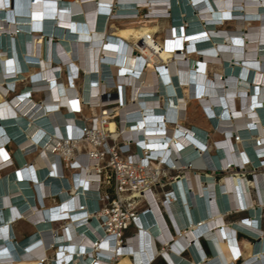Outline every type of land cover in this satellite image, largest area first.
Returning <instances> with one entry per match:
<instances>
[{
    "label": "bare ground",
    "instance_id": "1",
    "mask_svg": "<svg viewBox=\"0 0 264 264\" xmlns=\"http://www.w3.org/2000/svg\"><path fill=\"white\" fill-rule=\"evenodd\" d=\"M141 11L148 19L135 18ZM136 57L146 68L138 82ZM78 71L84 76L77 86ZM111 76L131 87L128 99L141 96L121 110L125 138L162 160L169 151L174 168L184 167L183 159L191 163L175 186V202H162L178 235L172 251L186 249L191 264H233L239 253L233 235L258 239L264 208V0H0V170L12 169L0 177V264H151L158 256L190 264L154 246L155 239L166 246L169 237L153 202L124 246L113 244L92 214L95 168L82 159V174L62 172L53 154L59 125H71L67 132L76 137L73 110L81 98L114 88ZM155 90L153 99L143 96ZM32 91L43 95L35 107ZM118 93L123 98L122 88ZM192 106L205 114H190L204 131L179 122ZM115 129L107 125L112 139ZM194 133L211 135V145L203 147ZM229 171L240 174L216 177ZM247 171L255 172L251 184L242 178ZM228 210L251 219L226 225ZM19 222L33 231L17 240ZM263 238L255 247L241 239L245 256L260 254L258 264H264Z\"/></svg>",
    "mask_w": 264,
    "mask_h": 264
},
{
    "label": "built area",
    "instance_id": "2",
    "mask_svg": "<svg viewBox=\"0 0 264 264\" xmlns=\"http://www.w3.org/2000/svg\"><path fill=\"white\" fill-rule=\"evenodd\" d=\"M140 15L143 19H148L146 11H141L140 14L137 13L135 18ZM131 52L132 55L139 54L135 49ZM140 59L141 57H136L137 62H135L138 65L141 64L142 71L139 72V75L146 69L145 64L139 61ZM79 73L84 76L82 71L76 72V77L73 78L74 83L78 81ZM110 78L115 81L116 86L114 88L106 89L107 93L105 94L102 93L99 95L98 93L96 96H90L91 94H89L87 95L86 102L81 98L79 100L80 104L77 105L78 109L73 110L71 120L76 118L78 120H76L75 125H77V122L79 123L78 126H76L78 130L76 137L70 136L69 132H67L71 125L65 126L63 124L66 123L63 122V124L61 123L62 125H59L58 128L62 137L58 138V144L55 146L53 154L58 157L60 170L62 172L70 171L73 173L75 172L74 174H82L84 168L81 164L82 159H86L92 164V167L95 168L97 182L92 180L91 183H96L98 186L96 189V201H94L96 203V210L92 214L97 216L96 221L98 225H100L103 232L112 239L111 242H113V244H119L120 247L124 244L126 241L124 240L125 232L130 228H135L136 222L142 216V212L146 210V208L151 210V202H153L158 206V210L161 211L166 230L165 237H169L166 246L160 243L158 239H155L154 246L157 250H165L172 258L174 256L180 259H183V256L189 257V252L186 249L177 253L172 251L173 240L177 238L178 235L172 227L169 217L163 210L162 202L167 204H170L171 201L172 203L175 202V186L182 184V173L190 170L191 163H187V161L183 159L185 166L174 168L168 165L171 157L169 151H166L165 158L162 160L163 158H161L159 154H154L150 148L146 146L143 148L131 138H125L122 131L125 130L126 123L121 119V110L126 104H134L136 99L141 98V96L137 93V95L135 94V96H137L136 99L135 97L134 99L133 97L128 99L126 93L132 90L130 89L131 87L117 82L116 76H111ZM140 78L141 75L135 78L134 81L138 82ZM58 80L59 79L54 75V81ZM99 83H103V81L101 80ZM138 87L139 86L135 88ZM119 88H122L124 91L123 98L119 96ZM136 91L138 90L136 89ZM32 93L36 94L34 91H32ZM32 93L28 95L32 96ZM156 94L157 91L155 90L152 94L148 93L143 96L151 100L153 99L151 95L155 96ZM159 99H161V97H159ZM76 100H78L77 96L75 94L71 95V102H76ZM35 106L37 105H34V107ZM34 107H31L30 110H33ZM83 111L88 112L89 116H83ZM179 122L182 124L183 120ZM109 123H113L116 126L115 139L111 138L107 130V125ZM190 130L193 131L194 128ZM193 137L199 144H202L203 147L208 148L209 143L206 134L200 135L199 133H194ZM143 141L144 140H141L139 142L144 143ZM39 148L40 150L42 149L40 146ZM68 150L71 151V156H68L66 159L64 153ZM152 153L155 157H153ZM191 171L198 172V170ZM221 173L222 172H219L218 174ZM65 174L62 173V176L66 177ZM172 174L174 176H172ZM192 181H194V178H192ZM69 192L70 191H67L66 193ZM83 208H86L84 204ZM228 213H230L229 210ZM242 214L246 215V220L244 221L251 219L249 213L244 212ZM233 215L236 214L231 212L228 217ZM259 220H261L262 224L259 226L258 231L260 232V237L258 239H262L264 234V208L260 211ZM182 224L183 227L179 232L185 228L183 220ZM233 224L235 223H231L230 225L233 227ZM233 237L234 241L237 238L246 240L252 247L260 243V240L254 239L241 232L235 233ZM178 241L182 242L184 238H180ZM232 248L241 253V255H238L239 253L237 254L236 260L234 261L235 263L233 262V264H245L248 261H254L255 264H258L257 257H259L260 254L253 257L249 255L245 256L242 254V250L236 247L235 244H232ZM157 259H161L164 264H167L161 256L156 257L152 263Z\"/></svg>",
    "mask_w": 264,
    "mask_h": 264
},
{
    "label": "rangeland",
    "instance_id": "3",
    "mask_svg": "<svg viewBox=\"0 0 264 264\" xmlns=\"http://www.w3.org/2000/svg\"><path fill=\"white\" fill-rule=\"evenodd\" d=\"M107 22H108V20L106 21V24H105V27H104V31L106 30ZM226 29L227 30H231L232 27L229 26V27H226ZM157 37H158L157 35H154V38L155 39H157ZM66 73H65V71H62V73L60 75V78L63 81L64 85L66 87H68L69 86V82H68V75L66 76ZM82 80H83V76L81 75V73H79V79H78L77 82H75V84L78 86L79 83H81ZM79 92H80V89H79ZM38 94L39 93L33 94L32 99H31V100H33L35 102L36 105L39 104L42 101V97H43V95L40 96ZM195 110H196V108H194L193 106L192 107H188V114L186 116H184V120H183V123L181 125L184 126L187 129L196 128L198 130L204 131L205 128H206V125L205 124H203L201 126L195 124V127H194V123L191 122V119H190V116L191 115L190 114L193 113V112H195ZM196 111L199 112L198 110H196ZM200 113L202 114V115H200L201 118H204L205 114L203 112H199V114ZM87 115H89L88 112L83 111V116H87ZM202 122L205 123V121H202ZM207 132H209V131H207ZM210 136L211 135H209L208 136V139H207L209 145H211V140H213V138H211ZM13 150H14V148L11 147V146H9V147L6 148V151L9 154H11L13 152ZM210 154L211 155L213 154V152L211 150H210ZM5 169H7V168H4L3 172H1L2 170H0V177H3L1 180H4L5 178L9 177V176H6V174L8 172L12 171L11 168H8L7 170H5ZM254 173H255L254 171H247L244 174H242L243 175L242 178L245 179V180H247L248 183L251 184V183H253V179H254V176H255ZM235 174H240V173L234 172V171H229L227 173L218 174L216 177L218 178V180H220L222 178H225L226 176H230L231 177V176H233ZM172 176H174V175L172 174ZM251 195H252V198H253V203H254L253 205L256 207L257 206V204L255 202V201H257V198L255 196L256 195V190H254V189L252 190L251 189ZM164 219H165V217H164ZM244 220H246V215L245 214H238V215H233L231 217L224 218V222H225L226 225H230L231 223H235V222H239V221L241 222V221H244ZM54 229H57V232H60L59 226H55ZM13 230H14V234H15V237H16L17 240H20V239L25 238L28 234L32 233V231H33L29 225H27V224H25L23 222H19L17 224H14L13 225ZM133 233H134V229L130 228L127 232H125V234H124V240H126L129 237H131L133 235ZM241 239L242 238H237L236 239L237 241L235 240V243L234 244L236 245V247H238L240 250H242L241 252H242V254H244L245 253V250L241 246V242H242ZM227 242L228 241H226V243ZM124 244H125V242H124ZM124 244L121 247H123ZM158 251H160V250H158ZM182 258L185 259V260H187V261H189V262L190 261H193L191 254H189V257L188 256H183ZM51 259H55V257H50V260ZM152 264H164V262L161 259H157Z\"/></svg>",
    "mask_w": 264,
    "mask_h": 264
},
{
    "label": "snow or ice",
    "instance_id": "4",
    "mask_svg": "<svg viewBox=\"0 0 264 264\" xmlns=\"http://www.w3.org/2000/svg\"><path fill=\"white\" fill-rule=\"evenodd\" d=\"M237 43H239V41H237Z\"/></svg>",
    "mask_w": 264,
    "mask_h": 264
},
{
    "label": "trees",
    "instance_id": "5",
    "mask_svg": "<svg viewBox=\"0 0 264 264\" xmlns=\"http://www.w3.org/2000/svg\"><path fill=\"white\" fill-rule=\"evenodd\" d=\"M0 162H1V160H0Z\"/></svg>",
    "mask_w": 264,
    "mask_h": 264
}]
</instances>
